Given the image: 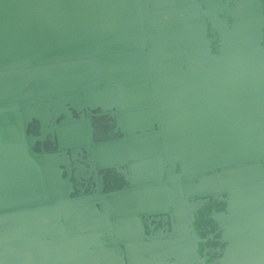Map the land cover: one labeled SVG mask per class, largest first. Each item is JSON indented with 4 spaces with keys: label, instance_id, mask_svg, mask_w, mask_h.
<instances>
[{
    "label": "water",
    "instance_id": "95a60500",
    "mask_svg": "<svg viewBox=\"0 0 264 264\" xmlns=\"http://www.w3.org/2000/svg\"><path fill=\"white\" fill-rule=\"evenodd\" d=\"M0 264H264V0H0Z\"/></svg>",
    "mask_w": 264,
    "mask_h": 264
}]
</instances>
